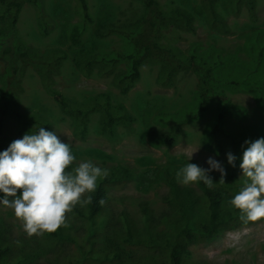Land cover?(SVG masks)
Wrapping results in <instances>:
<instances>
[{
    "label": "rangeland",
    "instance_id": "rangeland-1",
    "mask_svg": "<svg viewBox=\"0 0 264 264\" xmlns=\"http://www.w3.org/2000/svg\"><path fill=\"white\" fill-rule=\"evenodd\" d=\"M158 1L165 12L177 8L189 11L195 18L194 31L176 22L164 30L160 44L166 52L142 67L140 81L127 95L114 85L116 77L129 70L125 62L118 63L114 70L103 64L87 72L76 61L81 47L74 49L72 42L64 41V35L73 26L86 24L82 40L89 52L81 55L82 62L95 52L102 55L100 59L107 60L116 53L131 52L129 44L114 30L132 17L131 12L142 10L138 0H88L91 24L85 23L78 0H39L36 5L24 0L14 29L17 33L8 41L11 53L4 55L0 46V151L27 133H22V124L28 120L36 122L30 127L32 133L42 126L56 131L63 142H68L76 157L75 165L91 160L109 171L114 167L127 169L132 178L111 188L105 211L114 220L109 228L110 236L120 240L125 233L116 221L118 217L139 218L145 206L156 213L157 220L172 211L167 185L159 183L148 192L139 187L144 171L177 165L178 161L208 168L209 157L225 167L219 155L211 150L214 141L211 130L223 110H228L223 122L225 131L250 141L264 137V99L263 103L259 102V96L250 91L251 86L264 84V0ZM14 14L12 11L7 17L8 28L12 27ZM177 58L183 59L184 67L170 75L168 67L177 68ZM193 58L198 64L202 60L209 65L216 61L215 98L201 117H194L187 124H176L170 118L195 112V105L191 106L199 80L188 63ZM167 64L170 65L166 67ZM229 80L236 81L241 88L229 85ZM50 87L80 103L108 95L112 105L123 106L132 121L120 120L114 136L109 138L101 131L100 114H95L89 123L87 139L79 140L74 120L63 113L48 92ZM230 106L239 111H231ZM167 140L174 142L170 146ZM209 176L213 188L224 187L229 191L241 189L246 179L241 169L231 182H223L218 171H211ZM189 185L200 192L199 183ZM4 213L14 239H23L41 250L50 247L31 264L70 261L78 264V251L72 244L47 242L44 234L30 236L13 210L0 205V220ZM159 252L149 245L140 246L135 260L165 264L167 259ZM188 259V264H264V219L228 231L212 242L198 241L190 247Z\"/></svg>",
    "mask_w": 264,
    "mask_h": 264
},
{
    "label": "trees",
    "instance_id": "trees-1",
    "mask_svg": "<svg viewBox=\"0 0 264 264\" xmlns=\"http://www.w3.org/2000/svg\"><path fill=\"white\" fill-rule=\"evenodd\" d=\"M39 0H25L32 5H36ZM142 4V10L137 13L131 12L132 17L124 24L114 30L123 40H125L131 49V52L116 53L113 58L107 60L100 59V53L95 52L87 56L85 62L81 61V55L89 52L83 47L82 37L87 31V27L75 25L64 35L65 42H72L74 49L81 47L76 55V61L83 70L90 72L96 66L106 64L113 70L120 62H125L129 70L127 73L119 75L114 80V85L122 94L127 95L140 81L142 67L158 57L166 50L160 44V38L164 30L170 25H182L194 31V16L187 10L177 8L165 12L158 0H138ZM80 10L84 16L85 23H93L90 15L88 0H78ZM3 13L0 14V46L3 54L11 53L8 47V41H12L17 27L19 15L23 9L24 0H0ZM11 28L6 26L7 17L11 12ZM70 26H67L69 28ZM176 57V56H174ZM194 57V56H193ZM177 68L167 64L168 74L183 69V59L177 58ZM188 63L198 75L199 89L196 94L195 112L183 117L178 115L176 118H170L171 122L176 124H187L194 117H201L207 109L208 103L215 98L214 79L216 72V61L209 65L207 61L202 60L198 64L195 59L188 60ZM111 64V65H107ZM107 72V71H106ZM108 73V72H107ZM217 79V77H216ZM221 81V80H220ZM229 85L240 87L236 81H228ZM250 91L259 96V102L263 103L264 84L250 87ZM48 92L60 105L63 113L70 116L75 124V135L79 140L85 141L89 133V123L95 114L101 116V131L107 137H113L120 120L131 122L132 118L126 113L123 106L115 108L108 95H101L99 98H92L89 103H80L71 100L62 95L53 88H48ZM87 101V100H86ZM86 103V104H85ZM229 106L227 107V109ZM231 111L238 112V108L230 106ZM221 110H223L221 108ZM228 110H223L219 114L218 120L211 130L214 138L211 150L219 155L224 162L225 174L222 177L224 181L231 182L236 179L240 170L239 157L242 155L245 136L237 133L227 132L223 129V122ZM22 119L20 115L17 116ZM166 122V121H161ZM36 122L23 120L22 133H32L31 126ZM167 123V122H166ZM173 140H167L168 145H172ZM231 152L237 157L236 166L233 167L227 163V153ZM177 165L167 166L166 168L154 167L144 171L139 178V187L148 192L159 183H164L169 188L167 200L172 207L169 215H161L156 219V213L149 207L142 208L139 218L133 215H123L117 218V222L123 226L125 237L115 239L109 234V228L114 221L110 213H105L106 207L110 202L111 188L117 183L129 181L131 173L124 167H114L109 171V175L98 180L97 189L91 195V203L80 207L77 206L71 213L66 214V226L59 227L54 232H45L46 241L63 244L70 243L77 249L78 264H157L150 260L140 262L135 260V254L140 246L149 245L157 251H160L162 258L167 260L165 264H188L190 256V247L200 242H212L218 236L238 229L242 226L259 222L249 221L245 223L240 219L241 213L234 208L230 201L240 189L229 191L226 188H211L199 182L198 192L190 185H184L177 182L176 172L186 166L177 162ZM73 164L70 167H75ZM19 194V190H18ZM3 195V194H2ZM103 199L105 203L101 205L99 201ZM3 217V216H2ZM6 214L0 220V264H31L37 261L41 253L45 254L49 248H33L24 240L17 241L12 237L10 225L8 224ZM161 260V259H160ZM66 264H74L68 262Z\"/></svg>",
    "mask_w": 264,
    "mask_h": 264
},
{
    "label": "clouds",
    "instance_id": "clouds-1",
    "mask_svg": "<svg viewBox=\"0 0 264 264\" xmlns=\"http://www.w3.org/2000/svg\"><path fill=\"white\" fill-rule=\"evenodd\" d=\"M241 147L239 167L246 179L230 203L247 223L264 219V137L245 140ZM236 160L235 155L227 153L229 165L235 167ZM75 161L71 145L63 142L56 131L42 126L0 151V205L13 210L28 235L40 236L66 226V214L91 203V195L86 194L94 193L98 180L109 175L108 169L91 160L70 167ZM207 164L208 168H202L188 162L176 172L177 182H202L211 188L214 182L209 173L218 171L223 177L225 169L213 157ZM99 203L103 205L105 201L101 199Z\"/></svg>",
    "mask_w": 264,
    "mask_h": 264
}]
</instances>
